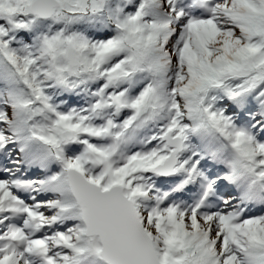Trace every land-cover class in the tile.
I'll use <instances>...</instances> for the list:
<instances>
[{"label": "snow or ice", "instance_id": "6c2138e0", "mask_svg": "<svg viewBox=\"0 0 264 264\" xmlns=\"http://www.w3.org/2000/svg\"><path fill=\"white\" fill-rule=\"evenodd\" d=\"M0 264H264V0H0Z\"/></svg>", "mask_w": 264, "mask_h": 264}]
</instances>
